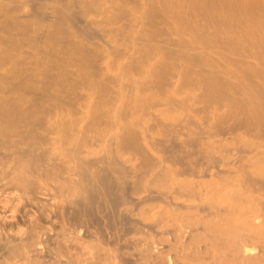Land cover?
<instances>
[{
  "label": "bare ground",
  "instance_id": "6f19581e",
  "mask_svg": "<svg viewBox=\"0 0 264 264\" xmlns=\"http://www.w3.org/2000/svg\"><path fill=\"white\" fill-rule=\"evenodd\" d=\"M0 264H264V0H0Z\"/></svg>",
  "mask_w": 264,
  "mask_h": 264
}]
</instances>
